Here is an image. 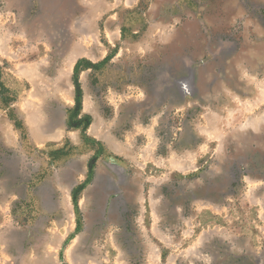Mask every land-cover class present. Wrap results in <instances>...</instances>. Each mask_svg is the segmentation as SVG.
<instances>
[{
  "label": "rangeland",
  "instance_id": "rangeland-1",
  "mask_svg": "<svg viewBox=\"0 0 264 264\" xmlns=\"http://www.w3.org/2000/svg\"><path fill=\"white\" fill-rule=\"evenodd\" d=\"M0 264H264V0H0Z\"/></svg>",
  "mask_w": 264,
  "mask_h": 264
},
{
  "label": "flooded vegetation",
  "instance_id": "flooded-vegetation-1",
  "mask_svg": "<svg viewBox=\"0 0 264 264\" xmlns=\"http://www.w3.org/2000/svg\"><path fill=\"white\" fill-rule=\"evenodd\" d=\"M104 188L105 190L113 191L114 201L112 202L113 207H115L116 211L121 213L122 217H126L128 210L125 207L124 199L118 194L116 186L113 184V181L107 177H104Z\"/></svg>",
  "mask_w": 264,
  "mask_h": 264
},
{
  "label": "crops",
  "instance_id": "crops-1",
  "mask_svg": "<svg viewBox=\"0 0 264 264\" xmlns=\"http://www.w3.org/2000/svg\"><path fill=\"white\" fill-rule=\"evenodd\" d=\"M39 120V117L37 116V115H35L34 117H32V115H28V118H27V124H28V126L30 127V129L33 131V132H35V134H38V132H37V130L36 129H33V127L39 122L38 121ZM38 126H39V124H38ZM45 127V126H44ZM41 129L42 128H40L39 130L41 131ZM93 132H94V130H93ZM66 136V138H67V140H69L70 142H73V141H71L72 139H71V137L69 136V135H65ZM36 137V139H41L42 138V136H41V138H40V136L39 135H36L35 136ZM53 137V139H56V138H58L59 137V132H55L52 136H50V138H52ZM41 142V141H40ZM73 144V143H72ZM119 148H118V147ZM114 147H116V148H114L116 151H120L121 149H122V147H121V145H114Z\"/></svg>",
  "mask_w": 264,
  "mask_h": 264
},
{
  "label": "water",
  "instance_id": "water-1",
  "mask_svg": "<svg viewBox=\"0 0 264 264\" xmlns=\"http://www.w3.org/2000/svg\"><path fill=\"white\" fill-rule=\"evenodd\" d=\"M176 83L178 85V90L183 91L186 87V85L190 84V78L189 77H180L176 80Z\"/></svg>",
  "mask_w": 264,
  "mask_h": 264
},
{
  "label": "bare ground",
  "instance_id": "bare-ground-1",
  "mask_svg": "<svg viewBox=\"0 0 264 264\" xmlns=\"http://www.w3.org/2000/svg\"><path fill=\"white\" fill-rule=\"evenodd\" d=\"M74 53H72L70 56H69V58H68V63H72V61H73V59H74ZM178 86V85H177ZM67 100V99H66ZM94 133V132H93ZM118 147V146H117ZM114 148H116V147H114ZM184 166V165H183Z\"/></svg>",
  "mask_w": 264,
  "mask_h": 264
}]
</instances>
